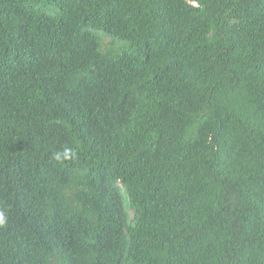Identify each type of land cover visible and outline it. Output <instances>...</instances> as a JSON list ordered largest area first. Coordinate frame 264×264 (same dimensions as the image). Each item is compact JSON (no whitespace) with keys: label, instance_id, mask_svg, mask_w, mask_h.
I'll return each instance as SVG.
<instances>
[{"label":"trees","instance_id":"trees-1","mask_svg":"<svg viewBox=\"0 0 264 264\" xmlns=\"http://www.w3.org/2000/svg\"><path fill=\"white\" fill-rule=\"evenodd\" d=\"M190 2L0 0V264H264V0Z\"/></svg>","mask_w":264,"mask_h":264},{"label":"clouds","instance_id":"clouds-1","mask_svg":"<svg viewBox=\"0 0 264 264\" xmlns=\"http://www.w3.org/2000/svg\"><path fill=\"white\" fill-rule=\"evenodd\" d=\"M69 152H70V150H65L62 154L61 153H58L57 155H56V159L57 160H60L62 157L63 158H67L68 157V155H69ZM3 222V216L2 215H0V223H2Z\"/></svg>","mask_w":264,"mask_h":264},{"label":"water","instance_id":"water-1","mask_svg":"<svg viewBox=\"0 0 264 264\" xmlns=\"http://www.w3.org/2000/svg\"><path fill=\"white\" fill-rule=\"evenodd\" d=\"M187 1H188L189 3H191L190 0H187Z\"/></svg>","mask_w":264,"mask_h":264}]
</instances>
